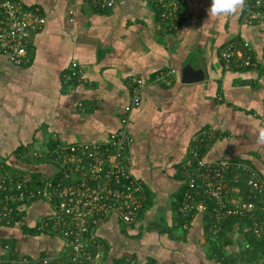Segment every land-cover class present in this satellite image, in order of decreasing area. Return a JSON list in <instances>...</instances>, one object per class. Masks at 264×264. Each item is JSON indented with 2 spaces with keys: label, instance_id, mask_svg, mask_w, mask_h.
<instances>
[{
  "label": "crops",
  "instance_id": "obj_1",
  "mask_svg": "<svg viewBox=\"0 0 264 264\" xmlns=\"http://www.w3.org/2000/svg\"><path fill=\"white\" fill-rule=\"evenodd\" d=\"M18 1L25 9H39L46 22L29 39L28 63L14 64L0 53L5 168L30 177L48 170L31 156L34 151L52 143L106 138L120 127L131 81L140 77L146 88L130 115V156L148 206L127 229L115 218L98 229L101 264L134 253L136 264L149 255L157 264H210L204 258L211 235L204 218H194L189 228L177 226L173 205L183 189L182 165L192 144L203 139L208 160L230 158L264 178V146L256 143L264 127V25L243 22L245 6L234 15L209 17L211 0H182L189 17L177 30L158 19L148 0H112L105 7L96 0ZM238 41L251 44L253 55L262 59L259 67H225L221 50ZM73 62L80 76L69 78ZM186 65L201 71L203 79L184 82ZM168 70H176L170 83L157 79ZM42 208L40 202L30 208L28 227ZM24 223L0 224V257L6 243L30 256L59 248L56 238L23 232ZM164 228L174 229L173 238ZM127 260L134 264L128 258L122 264Z\"/></svg>",
  "mask_w": 264,
  "mask_h": 264
},
{
  "label": "built area",
  "instance_id": "obj_2",
  "mask_svg": "<svg viewBox=\"0 0 264 264\" xmlns=\"http://www.w3.org/2000/svg\"><path fill=\"white\" fill-rule=\"evenodd\" d=\"M170 30H177L189 17L182 0H148ZM112 6V0H96ZM46 22L39 9L22 7L18 0H0V53L17 65L30 60L29 39ZM243 22L264 25V0H246ZM264 57V55H263ZM225 67L257 68L261 58L252 53L249 42H230L220 53ZM73 62L69 78L80 76ZM176 70L161 72L157 79L170 83ZM144 79L131 81V100L124 107L120 127L106 138L94 141L50 144L36 150L46 171L30 177L8 171L0 159V224L23 225L30 208L40 202L41 214L29 224L34 235L60 241L53 254L24 255L9 243L0 264H101L103 244L98 229L110 219L131 225L138 221L147 202L143 183L131 171V112L140 106ZM200 142H194L182 165L184 175L179 212L182 216H206L211 235L217 236L230 218L248 217L245 229L264 240V178L250 166L230 158L208 160ZM242 184V187H241ZM245 185L246 191L243 190ZM247 199H246V198ZM27 225L26 223H24ZM28 226V225H27ZM129 264L128 260L127 263ZM264 264V262H263Z\"/></svg>",
  "mask_w": 264,
  "mask_h": 264
},
{
  "label": "trees",
  "instance_id": "obj_3",
  "mask_svg": "<svg viewBox=\"0 0 264 264\" xmlns=\"http://www.w3.org/2000/svg\"><path fill=\"white\" fill-rule=\"evenodd\" d=\"M242 187V184H241ZM243 190L246 191L245 185H243ZM246 198V197H245ZM181 194H179L178 200H176L173 205V210L175 215L177 216V226H188L191 225V221L193 218L191 216L184 217L179 212ZM247 199V198H246ZM148 203H145V208L140 212V215L147 208ZM139 215V216H140ZM258 216L263 217L264 211H258ZM206 216L204 217V222L206 223ZM250 223V219L248 217H238V218H230L226 221L223 226V231L220 232L217 236L208 235L209 224H205L208 249L204 255V258L210 264H263L264 262V240L257 238L250 230H246V224ZM25 225V224H24ZM23 232H27L28 234H32L33 230L29 229L27 225L22 226ZM174 229L164 228L162 231L169 234V238H173ZM160 231V232H162ZM26 233V234H27ZM185 233H188V229H186ZM211 234V233H210ZM138 236H141V232L138 233ZM138 238V237H136ZM15 244V240L13 241ZM167 245V244H166ZM12 247L14 248L15 245ZM108 247L105 246L104 253L108 255ZM23 254V253H22ZM45 254V253H44ZM137 253L133 255L127 254L125 256L120 257V259L115 260V264H122L125 259H129L130 262H134L136 264L134 258ZM206 256V257H205ZM110 257V256H109ZM144 264H157V258L154 256H146Z\"/></svg>",
  "mask_w": 264,
  "mask_h": 264
},
{
  "label": "clouds",
  "instance_id": "obj_4",
  "mask_svg": "<svg viewBox=\"0 0 264 264\" xmlns=\"http://www.w3.org/2000/svg\"><path fill=\"white\" fill-rule=\"evenodd\" d=\"M246 0H211V5L207 9L209 17H220L234 15L242 10ZM256 143L264 146V127H260L256 136Z\"/></svg>",
  "mask_w": 264,
  "mask_h": 264
},
{
  "label": "water",
  "instance_id": "obj_5",
  "mask_svg": "<svg viewBox=\"0 0 264 264\" xmlns=\"http://www.w3.org/2000/svg\"><path fill=\"white\" fill-rule=\"evenodd\" d=\"M203 79L202 72L194 70L192 66L186 65L183 70V80L186 83L198 82Z\"/></svg>",
  "mask_w": 264,
  "mask_h": 264
},
{
  "label": "rangeland",
  "instance_id": "obj_6",
  "mask_svg": "<svg viewBox=\"0 0 264 264\" xmlns=\"http://www.w3.org/2000/svg\"><path fill=\"white\" fill-rule=\"evenodd\" d=\"M47 147H48V145L46 146V148H47ZM25 173H26V172H25ZM25 173H23L24 176H28V174H25ZM120 225H122L124 229H127V226H126L125 224L120 223ZM52 238H53V237H52ZM207 249H208V247H207ZM102 253H103V250H102ZM6 254H7V253H6Z\"/></svg>",
  "mask_w": 264,
  "mask_h": 264
}]
</instances>
